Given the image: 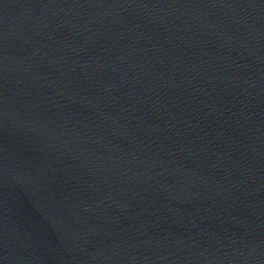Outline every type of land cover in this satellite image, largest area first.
I'll return each instance as SVG.
<instances>
[{"label": "water", "instance_id": "95a60500", "mask_svg": "<svg viewBox=\"0 0 264 264\" xmlns=\"http://www.w3.org/2000/svg\"><path fill=\"white\" fill-rule=\"evenodd\" d=\"M0 264H264V0H0Z\"/></svg>", "mask_w": 264, "mask_h": 264}]
</instances>
